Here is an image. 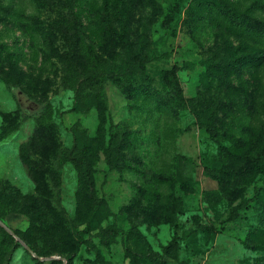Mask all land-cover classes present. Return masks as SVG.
Here are the masks:
<instances>
[{"label":"rangeland","instance_id":"1","mask_svg":"<svg viewBox=\"0 0 264 264\" xmlns=\"http://www.w3.org/2000/svg\"><path fill=\"white\" fill-rule=\"evenodd\" d=\"M0 222V264H264V0H0Z\"/></svg>","mask_w":264,"mask_h":264},{"label":"water","instance_id":"2","mask_svg":"<svg viewBox=\"0 0 264 264\" xmlns=\"http://www.w3.org/2000/svg\"><path fill=\"white\" fill-rule=\"evenodd\" d=\"M0 223H1V225H2L5 229H7V231H9L10 233H12L11 229H10L8 226H6L3 222H0ZM29 251L33 253V251H32L30 248H29Z\"/></svg>","mask_w":264,"mask_h":264},{"label":"trees","instance_id":"3","mask_svg":"<svg viewBox=\"0 0 264 264\" xmlns=\"http://www.w3.org/2000/svg\"><path fill=\"white\" fill-rule=\"evenodd\" d=\"M176 83H177V81H176ZM178 84V83H177Z\"/></svg>","mask_w":264,"mask_h":264}]
</instances>
